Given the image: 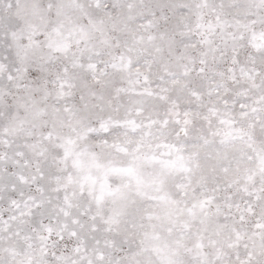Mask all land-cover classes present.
Wrapping results in <instances>:
<instances>
[{"label": "snow or ice", "instance_id": "6c2138e0", "mask_svg": "<svg viewBox=\"0 0 264 264\" xmlns=\"http://www.w3.org/2000/svg\"><path fill=\"white\" fill-rule=\"evenodd\" d=\"M0 264H264V0H0Z\"/></svg>", "mask_w": 264, "mask_h": 264}]
</instances>
